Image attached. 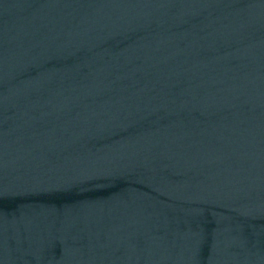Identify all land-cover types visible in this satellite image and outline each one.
Returning a JSON list of instances; mask_svg holds the SVG:
<instances>
[{
    "label": "water",
    "instance_id": "obj_1",
    "mask_svg": "<svg viewBox=\"0 0 264 264\" xmlns=\"http://www.w3.org/2000/svg\"><path fill=\"white\" fill-rule=\"evenodd\" d=\"M0 264H264V0H0Z\"/></svg>",
    "mask_w": 264,
    "mask_h": 264
}]
</instances>
